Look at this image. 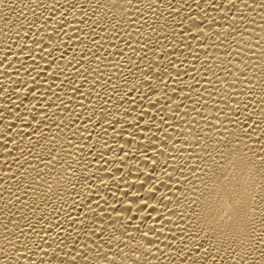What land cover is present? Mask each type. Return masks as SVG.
<instances>
[{"label":"bare ground","instance_id":"1","mask_svg":"<svg viewBox=\"0 0 264 264\" xmlns=\"http://www.w3.org/2000/svg\"><path fill=\"white\" fill-rule=\"evenodd\" d=\"M0 264H264V0H0Z\"/></svg>","mask_w":264,"mask_h":264}]
</instances>
